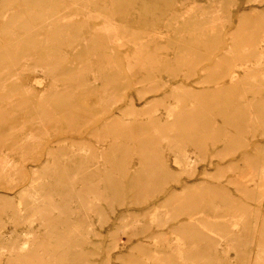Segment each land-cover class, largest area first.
<instances>
[{"label":"rangeland","instance_id":"374dc122","mask_svg":"<svg viewBox=\"0 0 264 264\" xmlns=\"http://www.w3.org/2000/svg\"><path fill=\"white\" fill-rule=\"evenodd\" d=\"M0 264H264V0H0Z\"/></svg>","mask_w":264,"mask_h":264},{"label":"bare ground","instance_id":"6f19581e","mask_svg":"<svg viewBox=\"0 0 264 264\" xmlns=\"http://www.w3.org/2000/svg\"><path fill=\"white\" fill-rule=\"evenodd\" d=\"M65 178V177H64ZM27 250V244L24 243L22 246L18 248V251L20 252V255L18 256L19 259L28 260V252Z\"/></svg>","mask_w":264,"mask_h":264}]
</instances>
